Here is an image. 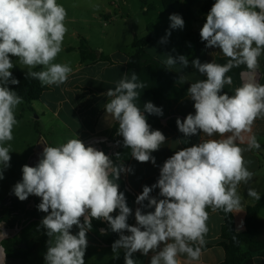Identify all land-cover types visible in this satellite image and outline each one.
Masks as SVG:
<instances>
[{"label":"clouds","instance_id":"1","mask_svg":"<svg viewBox=\"0 0 264 264\" xmlns=\"http://www.w3.org/2000/svg\"><path fill=\"white\" fill-rule=\"evenodd\" d=\"M66 18L67 10L57 0H0V180L10 167L8 142L14 139L13 129L19 123L16 108L23 102L9 87L20 83L13 76L11 57L27 67L26 78L36 79L42 86L66 83L72 67L55 62L68 32ZM169 20L170 29H183L185 22L179 14H171ZM170 35L167 31L160 43H166ZM200 39L206 48L219 49L227 62L191 61L205 79L190 84L187 92L195 113L183 120L177 118L176 125L184 137L202 133L207 138L175 151L160 168L157 182L143 187L135 201L140 205L135 209V225L128 223L133 211L117 183L122 173L132 169L114 163L105 152L79 138L58 146L43 142L38 163L22 166V179L13 192L20 201L30 195L41 198L37 208L46 213L41 226L48 237L45 264H85L93 219L107 222L108 229L119 234L111 247L116 258L119 250H124L125 264H138L133 259L137 252L151 253L150 264H182L181 256L191 264L200 259L206 244L207 209L241 212L238 187L254 176L243 153L261 147L254 134L248 137L246 148L237 141L243 142V134L252 132L257 119H264V83L259 71L264 55V0H215L200 29ZM163 63L169 70L179 64L180 71L188 67L189 60L184 55L166 54ZM38 66L42 70L33 71ZM241 66L245 70L240 73V86L232 95L222 94L226 85L233 84L227 73ZM179 79L183 82L184 76ZM145 87L135 72L130 77L126 73L103 94L109 98L104 108L106 116L118 124L117 135L123 138V146L131 149V156L155 165L151 154L167 138L160 130L151 129L145 115L162 116V108L151 101L143 108L136 103L138 90ZM157 188L162 198L150 195ZM247 195L261 199L252 188ZM145 208L151 211L145 212ZM74 226L79 229L76 234L72 233ZM6 237L7 233L0 231V241ZM5 259L6 249L0 244V264H5Z\"/></svg>","mask_w":264,"mask_h":264},{"label":"crops","instance_id":"2","mask_svg":"<svg viewBox=\"0 0 264 264\" xmlns=\"http://www.w3.org/2000/svg\"><path fill=\"white\" fill-rule=\"evenodd\" d=\"M57 2L67 10L66 26L68 32L63 41V50L58 54L55 62L69 64L73 72L66 83L60 86H47L48 90L44 92L41 98L29 104L30 110L36 114L38 120L39 135L42 139L48 140L47 144L58 146L71 138L87 141L98 137H111L117 123L106 116L104 106L109 98L103 94L109 88L114 87L115 83L126 73L128 75V63L134 54L132 44L135 37L142 39L150 34L162 31L165 32L166 36V32L171 31V35L167 37L172 42L170 45H164L158 41L151 42L144 48V55L146 58L156 60L164 66L163 60L166 54H171L174 57L186 56L189 60L188 67L178 71L180 66L177 64L173 69H168L172 75L178 78V84L186 88V92L191 83L205 79L192 66V60L199 58L204 63L213 60L216 62L218 59L226 58L220 53L219 49L206 48L205 42L200 39V29L206 22L204 19L207 16L199 14L204 2L197 4L196 16L185 12L182 16L185 22L183 29H170V21L157 24L152 21L153 19H150L151 23H148L144 35L140 33V36L134 28L131 29L129 36V30L123 26L122 21L117 20L118 16L113 17L120 10V7L114 3L112 5V0H57ZM179 2L185 7L183 0H178L177 3ZM96 5L99 6L98 10L94 7ZM151 10L152 13H156L160 18L165 19L175 12L176 8L174 7L171 12H165L164 7L161 10L152 6L146 8L147 13ZM82 41L87 42L90 51L96 55V60L87 59L82 61L80 53ZM128 42H130V45H128ZM11 59L14 66L28 71L27 67L22 65L18 58L11 57ZM38 67L42 68V66ZM259 71L262 77L260 82L264 83V55L260 57ZM180 76H184L183 82L180 81ZM175 88L180 91L178 86H175ZM189 113L194 114L195 109L194 101L189 98L187 92L182 100L178 103H172L168 107L165 119L159 120L155 116L147 117L149 124L160 122L159 127H151V129L160 130L167 139L158 151L151 154L155 157V165L151 161L138 162L132 156L129 163L126 164L127 168L132 169L130 173L126 174V185L134 192L136 197L142 193L145 185L151 187L157 182L163 163L175 151L184 148L179 136L168 128L167 121L172 120L176 123L177 118L183 120ZM164 120H167L166 123H164ZM252 134L256 136L261 147L259 150L253 149L243 153L245 160L250 161L248 168L254 173V176L247 184L241 183L238 187V193L242 198V209L239 213H232L236 232L239 234L246 231L247 209L255 206L258 202V200L247 195V190L252 188L259 193L260 197L264 195V119H257L252 127V132L244 133V141H237V143L246 148L247 139ZM206 138L202 133H198L194 135L193 143L194 145L198 144ZM150 195L158 199L162 198L159 197L158 188L153 189ZM145 204H147V201H145ZM137 207H140V205L135 203L131 225L136 223L134 213ZM144 211H151V209L145 208ZM207 211L209 212L207 221L209 230L205 237L206 244L202 249L200 259L192 261L191 264H223L226 258L225 251L221 246L224 218L218 211L212 212L210 208ZM22 216H25V214L23 213ZM15 219L10 216L5 221L0 218V222H7L9 226L13 227L18 223L15 222ZM258 219L264 224V210L260 212ZM23 220L26 221L25 226H27L29 220L26 217ZM78 230L74 226L72 233L76 234ZM125 234L129 233L126 232ZM20 235L14 239L20 237ZM87 239L88 247L84 258L85 264H125L123 249L119 250L118 258H116V254L112 251V245L105 244L90 231L87 233ZM24 245L26 246V244L19 245L21 250L26 251L24 257H6L5 264H45L44 254L47 249L43 246H36L34 250L29 252L27 246L23 247ZM150 258L151 253L147 256L139 252L133 254V259L138 264H150ZM180 259L182 264H189L186 256H181ZM254 264H264V257L256 256Z\"/></svg>","mask_w":264,"mask_h":264},{"label":"trees","instance_id":"3","mask_svg":"<svg viewBox=\"0 0 264 264\" xmlns=\"http://www.w3.org/2000/svg\"><path fill=\"white\" fill-rule=\"evenodd\" d=\"M165 12H171L178 0H161ZM200 2H204V5L200 8V15H207L210 11L215 0H183L184 6L187 8L193 7ZM165 37V32H157L150 34L142 39L135 37L133 41L134 54L131 56L128 63V76L130 77L132 72H135L138 76V80L143 82L146 87L144 89L138 90L140 92V97L136 101L137 105L143 108L146 102L151 101L157 107H161L163 110L162 116L152 115L145 113L146 117L155 116L157 119L162 120L166 118L167 109L172 103H178L186 95V88L178 84V78L171 74V72L160 62L146 58L144 55V48L148 46L151 42L158 41ZM172 42L167 39L164 45H170ZM80 53L82 61L87 59H92L93 61L97 59L96 55L90 51L87 42L82 41L80 47ZM104 59L103 57H101ZM145 61V62H143ZM217 63H226L227 58L218 59ZM242 67V66H241ZM240 68V67H239ZM239 68L232 69L227 75L232 76L233 84L232 86H225L223 92H227L229 95L234 94V89L238 87L239 84ZM41 67L33 69V71H40ZM13 76L20 81L18 85H9V87L17 92L19 96L23 98V102L31 104L37 101L41 96L48 90L47 86H42L41 83L32 78H26L27 71L15 66L12 69ZM175 86L179 87L180 91H177ZM180 92V93H179ZM151 127H159L160 122L150 123ZM167 126L173 132H175L184 147H189L194 145L193 138L184 137L182 133L179 132L177 125L174 121L168 120ZM118 124H116L113 129L112 135L117 133ZM119 158L114 159V163L126 165L130 161L131 149L125 148L123 142L121 144L119 152ZM117 183L123 187V184L119 180ZM123 192V191H121ZM125 194V192H123ZM125 196H127L125 194ZM41 201V200H40ZM40 201L36 202L35 209L32 213L27 214L26 219L30 221L29 225L24 228L20 237L4 242L3 247L6 249L7 258H23L26 251L19 248L20 244H26L27 250L31 252L36 248V246H43L47 249L48 237L45 233V229L41 226V220L46 215L38 210L37 205ZM134 200L129 197L128 206L133 211ZM264 210V195L258 200L255 206L249 207L247 209V215L245 219L246 231L243 233H237L235 228V220L233 213L225 214L223 211H218L220 215L224 218V225L222 227L221 237L226 258L223 264H254V258L256 256L264 257V224H262L258 216L260 212ZM12 212L6 208L0 210V218L8 220ZM133 220V215L128 219V223L131 225ZM102 226L101 220H92V229L90 232L97 236L105 244L112 245L115 240L119 238L118 233L112 232L110 229L106 234H101L99 228ZM235 237V239H234Z\"/></svg>","mask_w":264,"mask_h":264},{"label":"rangeland","instance_id":"4","mask_svg":"<svg viewBox=\"0 0 264 264\" xmlns=\"http://www.w3.org/2000/svg\"><path fill=\"white\" fill-rule=\"evenodd\" d=\"M112 1V5L114 3L120 7V10L117 11L113 17H115V15L118 16L117 20L122 21L123 23H121L123 26L127 27L129 30V36L132 28H134L135 31L139 33V36L141 35L140 33L144 35L148 23H151L150 19H153L152 21L157 24H163L164 22L170 21L169 17L162 19L156 13H152V10L149 13L146 11V8L151 6L155 9L161 10L163 7L161 0ZM175 8L176 11L171 14H179L182 17L185 12H187L188 14L196 16L195 13L198 5L192 8H185L183 7L182 3L179 2L175 5ZM147 15H149V17H147ZM204 20H206V17ZM128 43V45H130V42ZM16 119L19 121V123L13 129L14 139L8 142V144L11 145L10 167L4 170V178L0 180V208H6L10 210V212H12L10 216L16 218L15 222L21 224L22 220L27 217V214L34 211L36 202L40 201L41 198L35 195H30L25 201H20L14 195L13 187L18 181L22 179V166L25 164L28 165V160L30 159L29 153L32 149V146L38 141H44L47 143L48 140L46 141L40 137L39 124L36 114L30 110L28 103L22 102L17 106ZM48 145L54 146L51 144ZM39 158L40 155L36 159V163H33L32 166H35L38 163ZM23 213L25 216H22ZM29 223L30 221H28L27 226Z\"/></svg>","mask_w":264,"mask_h":264},{"label":"built area","instance_id":"5","mask_svg":"<svg viewBox=\"0 0 264 264\" xmlns=\"http://www.w3.org/2000/svg\"><path fill=\"white\" fill-rule=\"evenodd\" d=\"M245 68L244 66L242 68L239 69V84L238 86H240V84L242 83L241 79H240V73L242 71H244ZM167 120H164V123H166ZM44 141H38L35 145L32 146V149L29 153V157L32 158V160L35 159V157H37V151L39 150V148H41L42 146H44L45 142ZM85 143V145H91L95 148H97L98 150H101L103 152H105V154L109 155L113 160L116 159V153L119 152L121 144L123 142V138L121 136H118L117 133L114 134L111 137H98L92 140H87V141H83ZM119 142V143H118ZM28 165L32 166L30 163V160H28ZM127 168V165H124ZM126 174L127 173H122L120 175V181L123 184V187H121L119 185V191H123L125 192V194L127 196L126 197V202L128 204L129 201V197H131L134 200V204L135 205V198L136 195L134 194V192L126 185ZM134 208V207H133ZM116 214H118V210L116 212H114L112 215L115 216ZM102 226L99 228V232L101 234H106L108 232V224L105 221H102ZM0 224L3 225L2 228H0V231L6 232L7 233V237L6 239H4L3 241H0V244H4L5 241L14 239L15 237L19 236L22 231L24 230V228L26 227V221L23 220L21 224L17 223L16 225H14L13 227L9 226L7 224V222H0ZM28 224V222H27ZM105 229V232H102L101 230Z\"/></svg>","mask_w":264,"mask_h":264},{"label":"bare ground","instance_id":"6","mask_svg":"<svg viewBox=\"0 0 264 264\" xmlns=\"http://www.w3.org/2000/svg\"><path fill=\"white\" fill-rule=\"evenodd\" d=\"M42 150H43V147H41L38 151H37V157H35V159L34 160H32V158H30L29 160H30V163H31V165L33 164V163H36V159L38 158V156L40 155L39 153L40 152H42Z\"/></svg>","mask_w":264,"mask_h":264},{"label":"water","instance_id":"7","mask_svg":"<svg viewBox=\"0 0 264 264\" xmlns=\"http://www.w3.org/2000/svg\"><path fill=\"white\" fill-rule=\"evenodd\" d=\"M0 210H1V208H0ZM23 247H26V246L24 245Z\"/></svg>","mask_w":264,"mask_h":264}]
</instances>
